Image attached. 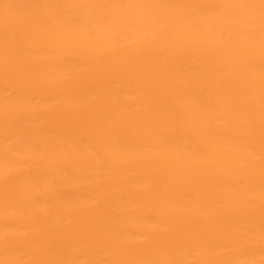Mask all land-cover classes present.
I'll use <instances>...</instances> for the list:
<instances>
[{"label":"bare ground","instance_id":"6f19581e","mask_svg":"<svg viewBox=\"0 0 264 264\" xmlns=\"http://www.w3.org/2000/svg\"><path fill=\"white\" fill-rule=\"evenodd\" d=\"M0 264H264V0H0Z\"/></svg>","mask_w":264,"mask_h":264}]
</instances>
